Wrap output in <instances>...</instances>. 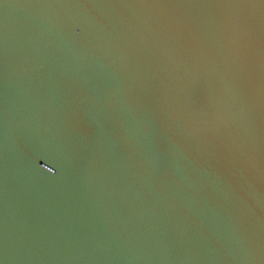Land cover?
Here are the masks:
<instances>
[{
	"label": "water",
	"instance_id": "95a60500",
	"mask_svg": "<svg viewBox=\"0 0 264 264\" xmlns=\"http://www.w3.org/2000/svg\"><path fill=\"white\" fill-rule=\"evenodd\" d=\"M0 264H264V3L0 0Z\"/></svg>",
	"mask_w": 264,
	"mask_h": 264
},
{
	"label": "snow or ice",
	"instance_id": "6c2138e0",
	"mask_svg": "<svg viewBox=\"0 0 264 264\" xmlns=\"http://www.w3.org/2000/svg\"><path fill=\"white\" fill-rule=\"evenodd\" d=\"M261 3H264V0H260Z\"/></svg>",
	"mask_w": 264,
	"mask_h": 264
}]
</instances>
